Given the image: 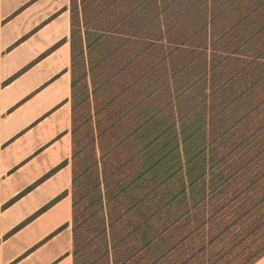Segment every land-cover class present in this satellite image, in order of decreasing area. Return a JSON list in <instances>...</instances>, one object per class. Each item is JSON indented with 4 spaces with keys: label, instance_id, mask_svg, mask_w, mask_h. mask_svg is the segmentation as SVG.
Here are the masks:
<instances>
[{
    "label": "trees",
    "instance_id": "obj_1",
    "mask_svg": "<svg viewBox=\"0 0 264 264\" xmlns=\"http://www.w3.org/2000/svg\"><path fill=\"white\" fill-rule=\"evenodd\" d=\"M83 13L98 19L84 26L103 102L74 166V264H254L264 0H84Z\"/></svg>",
    "mask_w": 264,
    "mask_h": 264
},
{
    "label": "crops",
    "instance_id": "obj_2",
    "mask_svg": "<svg viewBox=\"0 0 264 264\" xmlns=\"http://www.w3.org/2000/svg\"><path fill=\"white\" fill-rule=\"evenodd\" d=\"M83 1L0 0V264L75 263L73 81L88 55Z\"/></svg>",
    "mask_w": 264,
    "mask_h": 264
},
{
    "label": "rangeland",
    "instance_id": "obj_3",
    "mask_svg": "<svg viewBox=\"0 0 264 264\" xmlns=\"http://www.w3.org/2000/svg\"><path fill=\"white\" fill-rule=\"evenodd\" d=\"M95 10V9H94ZM93 10V13H94ZM109 15V14H108ZM111 15V14H110ZM109 15V16H110ZM94 22L89 23L87 14L84 22L89 23L91 27H96L98 19L94 18ZM77 71L75 72V93H74V149H73V163L74 166H80L82 157L91 155L89 144L91 143L92 125L95 126V114L100 108L102 109L103 93L99 87L98 81L93 77V71L90 69L92 61L89 55L85 58L79 57L77 59ZM81 62V63H79ZM80 64V65H79ZM106 98V95H104ZM85 187L84 183L80 184L76 192L77 198H81L82 190ZM78 193V194H77ZM84 203L81 199L79 203V211L83 209Z\"/></svg>",
    "mask_w": 264,
    "mask_h": 264
}]
</instances>
